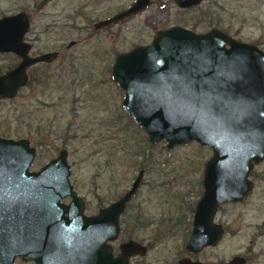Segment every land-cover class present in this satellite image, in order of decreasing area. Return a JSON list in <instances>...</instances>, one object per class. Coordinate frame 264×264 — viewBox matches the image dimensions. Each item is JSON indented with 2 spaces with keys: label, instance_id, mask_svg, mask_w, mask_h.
<instances>
[{
  "label": "rangeland",
  "instance_id": "1",
  "mask_svg": "<svg viewBox=\"0 0 264 264\" xmlns=\"http://www.w3.org/2000/svg\"><path fill=\"white\" fill-rule=\"evenodd\" d=\"M132 1L0 0V16L27 13L24 37L31 54L57 51L51 61L28 66V85L0 99V135L25 137L36 148L29 169H38L63 149L70 182L94 213L96 204L105 206L124 193L141 169L139 184L119 216L117 240L149 243L144 254L131 257L135 264H177L211 150L194 140L169 148L163 139L149 142L122 108L123 92L109 68L117 52L150 42L156 30L170 25L196 32L216 27L264 50V0H201L189 7L152 0L113 24L93 26ZM17 60L12 52H0V73ZM249 178L253 188L242 200L217 207L214 220L224 228L218 243L194 258L216 262L237 255L246 257L244 264H264V156ZM15 264L33 263L18 258Z\"/></svg>",
  "mask_w": 264,
  "mask_h": 264
},
{
  "label": "water",
  "instance_id": "2",
  "mask_svg": "<svg viewBox=\"0 0 264 264\" xmlns=\"http://www.w3.org/2000/svg\"><path fill=\"white\" fill-rule=\"evenodd\" d=\"M200 1L174 0L179 7ZM151 2L133 0L93 26L106 27ZM28 26L23 10L0 16V52L18 57L0 73V99L12 98L26 83L28 66L49 62L57 54L30 55L24 39ZM109 70L123 92L122 108L149 142L163 139L169 148L194 140L210 148L185 248L196 252L216 243L223 234L220 222L214 221L218 205L242 200L252 186L249 169L264 155V51L216 27L196 32L170 25L156 30L150 42L117 52ZM34 155L25 137L0 136V264H14L15 257L34 264H132L130 256L145 253V246L132 239L121 242L115 255L111 248L119 215L139 184L141 169L121 196L85 216L69 184L65 151L29 171ZM65 193L72 195V204L59 203ZM242 261L234 255L215 263L188 258L178 263Z\"/></svg>",
  "mask_w": 264,
  "mask_h": 264
},
{
  "label": "flooded vegetation",
  "instance_id": "3",
  "mask_svg": "<svg viewBox=\"0 0 264 264\" xmlns=\"http://www.w3.org/2000/svg\"><path fill=\"white\" fill-rule=\"evenodd\" d=\"M102 19V18H101ZM98 20V19H97ZM24 39L30 44V49H29V53H30V50H31V43L24 37ZM73 41V43H74V41L75 40H72ZM72 43V44H73ZM253 44H255V43H253ZM256 45V44H255ZM257 46V45H256ZM260 48V47H259ZM261 49V48H260ZM261 50H263V49H261ZM264 51V50H263ZM58 52H59V50H58ZM30 55H33V54H31L30 53ZM44 63H47V62H44ZM26 73H27V81H26V83L24 84V86L25 85H28L29 83H30V80L32 79L31 78V73H29V71H27L26 70ZM0 136H2V135H0ZM3 137H6V136H3ZM8 137V136H7ZM29 146H32V145H30V142H29ZM34 147V146H33ZM34 149H35V152H36V148L34 147ZM264 156V155H263ZM263 156H262V158H261V160L263 159ZM54 158V157H53ZM67 160V159H66ZM261 160H259V161H261ZM258 161V162H259ZM205 162V161H204ZM257 162V163H258ZM68 163V162H67ZM257 163H253L252 165H251V168L249 169V172H248V175H247V178L249 179V181L251 182V184H252V186H251V189L247 192V193H249L251 190H252V188H253V182L251 181V179L249 178V175H250V172H251V170H252V168L254 167V166H256V164ZM69 164V163H68ZM40 168V167H39ZM38 168V169H39ZM70 169V168H69ZM28 170L29 171H36L37 169H29V166H28ZM69 175H70V172H69ZM68 175V176H69ZM69 184L71 185V190L74 192V194H75V197H76V195H77V197L81 200V203H82V210H81V212H82V214L83 215H85V216H92V215H94L95 213V211H93V212H91V211H89L87 208H86V205H87V199L83 196V195H81L80 193H79V191L77 190V188L75 187H73V185L71 184V182H70V179H69ZM246 193V194H247ZM123 194V193H122ZM121 194V195H122ZM121 195H119V196H121ZM118 196V197H119ZM117 197V198H118ZM243 199V198H242ZM58 201H59V203H61V204H63V205H69L70 203L72 204L73 203V197H72V195L71 194H69V193H65V194H63L61 197H59V199H58ZM97 206H96V209H97V211H98V209L99 208H101V207H104V206H102V205H100V202L98 203V204H96ZM106 206V205H105ZM217 210V209H216ZM215 215V214H214ZM120 216V215H119ZM215 221V220H214ZM39 223H42V221H38ZM46 222V221H45ZM119 222V221H118ZM217 222V221H216ZM221 224V223H220ZM221 226H222V224H221ZM118 229H119V231H118V235H117V237H116V239H114L113 241H111V248H112V254L113 255H115V254H117L118 253V245L121 243V242H123V241H125V240H128V239H132V238H130V237H126L125 239H121V240H117L118 239V236H119V234H120V231H121V228H120V223H118ZM222 228H223V226H222ZM223 233H224V228H223ZM188 239V238H187ZM132 240H135V239H132ZM136 241H138L139 243H141V241H139V240H136ZM187 241V240H186ZM218 241L219 240H217V242L216 243H214V244H212V245H206V246H203V247H201L198 251H196V252H193V251H189L188 249H186L185 248V244H186V242H185V244H184V249H185V251L183 252V255L182 256H180L178 259H177V264H179L178 263V261H179V259H182V258H188L190 261H198V262H204V263H215L214 261H206V260H204V259H201V258H197V257H195L194 258V255H196L197 254V252H200L203 248H206V247H208V246H214L215 244H217L218 243ZM141 244H143V243H141ZM144 246H145V248H146V250L149 248V243L147 242V243H145V244H143ZM146 250H145V252H146ZM137 255V254H136ZM136 255H133V256H136ZM131 257L132 256H130L129 257V259H128V261L130 262V263H132V264H135V261H132L131 260ZM242 258H243V261H242V263L241 264H244V262H246V257H244V256H241ZM16 259H18V257H15L14 258V264H15V260ZM28 261V260H27ZM30 262H32L33 264H34V262L32 261V260H30ZM216 262H219V261H216Z\"/></svg>",
  "mask_w": 264,
  "mask_h": 264
},
{
  "label": "trees",
  "instance_id": "4",
  "mask_svg": "<svg viewBox=\"0 0 264 264\" xmlns=\"http://www.w3.org/2000/svg\"><path fill=\"white\" fill-rule=\"evenodd\" d=\"M137 126H138V124H137ZM2 133V132H1Z\"/></svg>",
  "mask_w": 264,
  "mask_h": 264
}]
</instances>
